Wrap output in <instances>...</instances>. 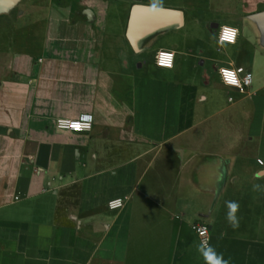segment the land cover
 <instances>
[{
	"label": "crops",
	"instance_id": "0c3cea01",
	"mask_svg": "<svg viewBox=\"0 0 264 264\" xmlns=\"http://www.w3.org/2000/svg\"><path fill=\"white\" fill-rule=\"evenodd\" d=\"M154 2H24L36 25L0 53V264H207L198 221L228 264H264V0H158L184 23L136 51L133 9ZM223 66L253 72L248 93ZM85 114L90 131L56 127Z\"/></svg>",
	"mask_w": 264,
	"mask_h": 264
},
{
	"label": "built area",
	"instance_id": "2783aa9c",
	"mask_svg": "<svg viewBox=\"0 0 264 264\" xmlns=\"http://www.w3.org/2000/svg\"><path fill=\"white\" fill-rule=\"evenodd\" d=\"M228 27L230 29H236L235 42L237 41L239 30L230 26H221L219 28V41L220 43H230L228 41L221 42L222 29ZM170 56V61H166L165 57ZM176 62V53L172 50L161 49L156 55V63L159 67L172 69L175 66ZM221 69H226L235 73L237 80L239 81L238 85H232L225 82V77L223 76ZM218 72L221 78V81L224 85L230 88H235L241 93H248L251 89L254 82V74L251 70L244 68H236L231 66H223L218 68ZM232 100V98H231ZM73 125H78V127H73ZM94 126L93 116L90 114L82 115L78 118H58L56 120V127L60 131H69V132H85L92 130ZM260 164H264L263 159H259ZM16 199H19L16 196ZM126 205V199L124 197H115L108 201V208L111 210H118L123 208ZM196 234L199 237V240L202 243H205L211 247L212 245V231L208 223L204 221H198L194 225Z\"/></svg>",
	"mask_w": 264,
	"mask_h": 264
},
{
	"label": "water",
	"instance_id": "95a60500",
	"mask_svg": "<svg viewBox=\"0 0 264 264\" xmlns=\"http://www.w3.org/2000/svg\"><path fill=\"white\" fill-rule=\"evenodd\" d=\"M23 0H0V14L9 13ZM85 13L90 17L91 10ZM184 23L182 11L164 9L152 6L136 5L133 9L128 37L136 51H140L141 41L160 31L181 27ZM216 28V25L212 26Z\"/></svg>",
	"mask_w": 264,
	"mask_h": 264
},
{
	"label": "rangeland",
	"instance_id": "374dc122",
	"mask_svg": "<svg viewBox=\"0 0 264 264\" xmlns=\"http://www.w3.org/2000/svg\"><path fill=\"white\" fill-rule=\"evenodd\" d=\"M25 1L30 0H23V2L11 12L0 14V53L5 52L7 43L11 42V40L21 37L26 32L27 28L28 30H32L36 25V14L29 12L24 15Z\"/></svg>",
	"mask_w": 264,
	"mask_h": 264
},
{
	"label": "clouds",
	"instance_id": "9594fccd",
	"mask_svg": "<svg viewBox=\"0 0 264 264\" xmlns=\"http://www.w3.org/2000/svg\"><path fill=\"white\" fill-rule=\"evenodd\" d=\"M157 2H158V0H157ZM157 2L153 3V5H152L153 9H155V7L157 6ZM226 32L232 33L231 39H225L224 38ZM236 33H237L236 29H230L228 27H224L222 29L221 42L228 41L230 43H235ZM221 72H222L223 76L225 77L226 83L232 84V85H238L239 84V81L237 80L234 72L226 70V69H221ZM229 74H231V75H229ZM254 187H258V186H254ZM227 206L229 209L228 216H227L229 223L234 228L238 227V219L236 217V212L239 209L238 203L235 201H229V202H227ZM199 251L203 255L207 264H228V261L224 259L223 254H217L213 248H211L210 246H208L206 244V242L202 243L199 246Z\"/></svg>",
	"mask_w": 264,
	"mask_h": 264
},
{
	"label": "snow or ice",
	"instance_id": "6c2138e0",
	"mask_svg": "<svg viewBox=\"0 0 264 264\" xmlns=\"http://www.w3.org/2000/svg\"><path fill=\"white\" fill-rule=\"evenodd\" d=\"M224 38H225V39H231V38H232V33H230V32H226ZM170 59H171L170 56L165 57V60H166V61H170ZM229 75H231V74H229ZM73 127H78V125H73Z\"/></svg>",
	"mask_w": 264,
	"mask_h": 264
}]
</instances>
